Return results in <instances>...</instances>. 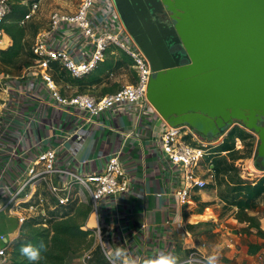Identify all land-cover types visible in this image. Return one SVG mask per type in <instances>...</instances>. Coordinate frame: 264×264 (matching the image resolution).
<instances>
[{
	"label": "crops",
	"instance_id": "crops-1",
	"mask_svg": "<svg viewBox=\"0 0 264 264\" xmlns=\"http://www.w3.org/2000/svg\"><path fill=\"white\" fill-rule=\"evenodd\" d=\"M32 2H39L40 7L25 26L29 30L25 29L23 41L25 50H28V46L32 50L37 35L47 28L44 26L39 28L38 24L44 19L47 26L49 24L50 15L54 11L44 16L45 8L52 7V4L60 5L56 0L16 1L27 8ZM79 2L80 0H77L72 7H66L69 12L64 13H75ZM44 3H46L45 8L42 7ZM93 16L95 25L102 29L108 30L110 24L115 27L121 26L110 0H102L98 3ZM29 27L36 33L32 45H30L32 35ZM54 41L56 46L68 49L76 60L88 58L86 54L89 53V49L85 46L82 36L68 30L67 26L63 25L60 28ZM12 45L13 40L7 35L5 47L1 51L8 50ZM0 65L8 66L1 61ZM109 65H112L113 68L111 72L107 70ZM25 69H22L19 75H10L18 79V81L9 82L12 90L10 95H6L0 89L1 100L7 102L9 111L7 114L5 109L4 113H1L0 106V142L4 141L0 149V173L4 170L8 175H6V179H0L2 190L12 187L27 165L41 151L49 147L58 149L57 166L59 168L84 174L103 170L109 158L120 152L124 168L132 180V192L118 198H106L100 205L98 216L94 212L92 213L96 219V226L99 221L105 223L107 227L106 241L114 250H118L122 254L119 259L121 263L157 264L162 257H171L173 262L183 261L191 253H196L207 258L215 256L216 261L220 264H264V193L255 200L247 202L251 196L248 191H245L242 204L248 206L244 211L240 210L237 205L240 201L238 200L233 207L234 210L243 213L238 217L235 215L230 217L229 214L226 219H222L220 213L212 211L213 218L209 220L211 216H207L206 213V210H210L208 203L217 200V198L213 192L212 194L208 193L207 189L195 191L193 194L194 204L180 208L174 197L176 180L173 170L164 161L159 148L158 134L163 130V121L155 112L148 111L142 120L137 119L134 115L121 112L118 114L104 113L89 125L90 135L84 144L74 152L71 151L73 143L72 141L66 142V136L77 128L75 113L58 107L44 86L27 80L22 81L20 78ZM132 70L129 59L125 61L121 54L110 50L98 69L84 78L82 92L78 85L67 81L65 71H56V65L52 74L60 93L65 97L75 94L105 96L114 94L121 88L130 85L127 82ZM12 82L20 87L12 86ZM21 92H32L42 96L44 106L40 110L47 122L45 127L36 125L37 135L35 138L33 136L30 138L34 145L39 141H43V143L24 158L10 153L15 139L22 129V120L14 122L9 134L3 135L4 126L11 122V110L19 100ZM38 105H40L39 101L33 99L30 101L27 111L33 113ZM7 115L10 117L8 118ZM256 147L257 144L254 142L253 152ZM219 148L210 151L204 160V165L211 161L210 159L214 161L218 155L228 154L227 152L219 153ZM211 170L217 172L213 163ZM262 171L257 180L246 185L256 186L264 178V170ZM207 181L209 185L210 180L207 179ZM205 205L208 207L204 208ZM226 205L227 203H224V206ZM20 209H15L17 214H27L24 208ZM14 214H8L7 218H4L7 229L11 225L10 221L18 222V218ZM2 218L0 216V220ZM20 227L19 224L16 230L7 233L4 224L0 223V236L4 235L9 241H14L19 235ZM2 246L3 243L0 241V248Z\"/></svg>",
	"mask_w": 264,
	"mask_h": 264
},
{
	"label": "built area",
	"instance_id": "built-area-1",
	"mask_svg": "<svg viewBox=\"0 0 264 264\" xmlns=\"http://www.w3.org/2000/svg\"><path fill=\"white\" fill-rule=\"evenodd\" d=\"M16 1L0 0V51L5 47L7 36L2 24L12 12ZM101 1L80 0L76 12L72 14L61 11L52 12L47 28L37 35L32 47L33 65L26 68L20 78L22 81L27 80L44 86L58 107L75 113L77 128L66 136V142L72 141L73 143L71 151H77L84 144L90 135L89 125L104 113L118 114L121 112L134 115L137 119L142 120L148 111H152L163 121V130L158 134L159 148L164 161L173 170L176 180L174 197L180 208L194 204L193 194L195 191L206 190L207 176L213 171L204 167V160L211 150L223 145L228 135L236 129L251 133L255 137L257 147L252 153L247 169L250 173H262L263 171L256 165L259 139L255 133L247 130L239 122H235L224 134L215 138H206L189 126L174 128L159 115L147 99L148 85L152 76L150 63L124 28L113 0L110 2L119 17L121 26L115 27L110 24V28L105 30L95 25L93 12L95 6ZM39 7V2H32L28 5V13L20 21L22 27H25L33 18ZM63 25L67 26L68 30L82 36L85 46L89 49V53L86 54L88 55L87 59L76 60L68 49L55 45L56 34ZM113 46L119 47L132 60V68L136 72L134 84L105 96L75 94L65 97L60 93L52 74L55 64L67 71L72 78L80 79L97 70L100 64L105 61L108 50ZM12 80L18 81L17 78L10 75L0 74V89L6 95H10L12 91L9 85ZM19 95V100L15 105L16 109L11 111L12 120L4 126L3 135L9 134L15 118L22 120V129L15 139L18 141L16 146L20 148V151L12 154L24 158L43 143V141H39L34 145L30 138L32 136L35 138L37 135L36 125L45 127L47 122L40 110L44 106L42 96L32 92H21ZM33 99H37L40 105L32 113L27 111V107ZM7 107V102H3L1 113ZM3 142H0V149ZM233 146L235 152L241 153L245 150L246 143L241 135L234 136ZM121 156L120 152L115 153L109 158L103 170L84 174L59 168L57 166L58 149L49 147L41 151L27 165L13 186L9 187L15 188L17 191L11 198H3L0 201V212L12 211L14 213L16 208H24L27 214H16L20 225L30 218L46 220L49 217V212L54 210L57 205L65 206L75 196H78L82 202L81 192L85 191L90 196L93 212L98 216L100 205L106 198H118L132 192V180L124 168ZM53 201L54 203H52ZM95 234L107 264H123L119 261L122 254L118 250H114L106 241L107 227L104 222L97 223ZM0 241L3 243L0 248V261L1 264H7L12 241H9L4 235L0 236ZM91 259L92 251L84 256L83 264H89ZM173 264H208V258L191 253L183 261L177 260ZM216 264L220 263L216 261Z\"/></svg>",
	"mask_w": 264,
	"mask_h": 264
},
{
	"label": "water",
	"instance_id": "water-1",
	"mask_svg": "<svg viewBox=\"0 0 264 264\" xmlns=\"http://www.w3.org/2000/svg\"><path fill=\"white\" fill-rule=\"evenodd\" d=\"M150 63L147 99L174 128L215 138L239 122L264 169V0H113Z\"/></svg>",
	"mask_w": 264,
	"mask_h": 264
},
{
	"label": "trees",
	"instance_id": "trees-1",
	"mask_svg": "<svg viewBox=\"0 0 264 264\" xmlns=\"http://www.w3.org/2000/svg\"><path fill=\"white\" fill-rule=\"evenodd\" d=\"M27 13L28 8L26 6L15 3L12 7V12L2 24L6 34L13 40L12 47L6 51H0V61L8 66L14 65L24 50L23 41L25 38V28L20 25V21L27 15ZM110 50L121 54L125 61L129 59V62L132 65V60L119 47L113 46L108 52H110ZM32 65V61L26 60L23 61L22 66L20 64V69L23 67L28 68ZM57 66L58 65H56V71H61L62 69L60 66ZM112 69V65L107 67L108 72H111ZM62 72H64V70H62ZM65 72L67 81L71 84L78 85L80 92H82L84 78L86 76L80 79H74L67 71ZM130 77L134 84L136 82V72L134 70L130 72ZM232 134L233 132L228 135L225 143L220 146L219 153L235 152L233 151L234 146L228 141ZM241 136L243 139L248 137L245 132H243V135ZM213 165L217 172L221 170V162L213 163ZM256 165L260 170H264L257 155ZM244 191H248V194L251 196L247 202H251L260 197L264 193V178H262L256 186L246 185ZM52 203H54V201ZM242 203L243 198L237 203V205L240 210L244 211L245 207L248 205L244 206ZM206 207L208 206L205 205L204 208ZM92 212V206L83 205L78 196H75L67 205H57L54 210L49 212V217L46 220L30 218L21 225L18 237L11 243L8 252L9 261L7 264H66L69 257L79 252L82 244L88 239V237L92 236V232L84 230L80 223L81 219H88ZM25 245H32L40 248V261H29L28 258L21 253L20 249ZM41 245L43 246L41 247ZM98 252H101V248H98V250L93 252L91 261H93ZM98 258L99 256H96V260H98Z\"/></svg>",
	"mask_w": 264,
	"mask_h": 264
},
{
	"label": "rangeland",
	"instance_id": "rangeland-1",
	"mask_svg": "<svg viewBox=\"0 0 264 264\" xmlns=\"http://www.w3.org/2000/svg\"><path fill=\"white\" fill-rule=\"evenodd\" d=\"M56 1L59 2L58 4L60 5L55 4L56 5L55 6L54 4H52V7H49L48 9L45 8L46 3L43 4L42 7L45 8L44 13H43L44 16L49 15L51 11L69 12L66 9V7H72L73 4H76L77 0H56ZM41 26L47 27V23L45 19L38 24L39 28ZM26 30H28V28ZM35 31L37 32V30ZM30 32L32 35L30 45H32L33 38L36 33L31 28H30ZM26 60L33 62V54L29 46H28V50H25V49L23 50L22 55L17 59V62L14 65H11V66H3V65L1 66L0 65L1 66L0 73L9 74V75H19L22 69L26 68V67H23L22 69H20V64L22 66L23 61H26ZM129 78L130 79H128L127 84H132V79L130 75H129ZM12 86L20 87L18 84H15L14 82H12ZM2 102L3 101L1 100V97H0V106ZM13 109H16V107H14ZM6 110L8 114L9 113L8 107L6 108ZM7 117L9 118L10 115H7ZM17 121H18V118H15L13 122H17ZM238 134L243 135V132L240 129H236L233 131L231 138L228 140L231 145H233L234 136ZM246 134L248 137L244 139L246 143V148L243 152L241 153L232 152V153H229L223 156L218 155L216 156V159H214V161L210 159L211 161L206 162L204 166L207 169L208 168L211 169L212 163L221 162V170L219 172H211L207 176V178L210 180L209 185L206 188L207 192L211 194L213 192L214 196L217 198V200L210 201L208 203V205L210 206V210H206V213H207V216L209 217L211 216L209 220L213 218L212 211H214L215 213H220L221 214L220 217L222 219H226V216L229 214H230V217H233L234 215L235 217L242 216L243 213L241 212L239 213L237 210H234L233 207H235V203L238 202V200H241L245 196L244 189H245L246 184H249L250 182L257 180L261 174V173H256V174L250 173L247 169V166L250 163L251 156L253 153V144L255 142V137L251 133H246ZM17 144H18V141L15 140L13 148L10 150L11 154L14 152L18 153L20 151V148L19 147L17 148L16 146ZM210 158H213V157H210ZM6 175H7L6 171L2 170L0 173V177L2 176L1 179H6ZM16 191L17 190L15 188H9V189L4 188L3 190L2 188H0V201L3 199V197L11 198L15 194ZM81 199H82L83 205L92 206L90 196L85 191L81 192ZM224 203H227V205L224 206ZM14 213L12 211H7L5 213L0 212V216L3 217L2 220L4 218H7L6 216H8V214H14L15 217H17L16 215L17 213L15 209H14ZM2 220H0V223L1 225L4 224L5 232L7 233H12L13 230H16L17 226L19 225V222H16V221L13 222L12 220L10 221L11 222V225H9L10 227L7 229V224H6L5 219H4V222H2ZM80 223L84 230L88 232H92V236L88 237V239L82 244L79 252L69 257L66 264H83L84 256L88 252L92 251V254H93L95 250H98V248H100L99 242L95 234L96 219L93 216V213L90 214L88 219H85V220L81 219ZM96 256H99L98 260H96ZM96 256L94 257L93 261L89 262L90 264H94V263L95 264H107L102 251L98 252Z\"/></svg>",
	"mask_w": 264,
	"mask_h": 264
},
{
	"label": "clouds",
	"instance_id": "clouds-1",
	"mask_svg": "<svg viewBox=\"0 0 264 264\" xmlns=\"http://www.w3.org/2000/svg\"><path fill=\"white\" fill-rule=\"evenodd\" d=\"M43 245H41L42 247ZM21 253L28 258L29 261L38 262L41 259V251L40 248L32 246V245H25L22 246L20 249ZM157 264H173L171 257H162ZM208 264H216V257L210 256L208 257Z\"/></svg>",
	"mask_w": 264,
	"mask_h": 264
}]
</instances>
